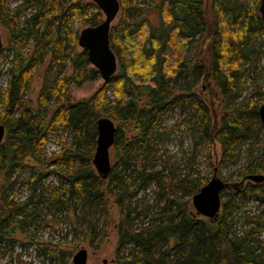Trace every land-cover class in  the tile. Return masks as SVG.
<instances>
[{"label":"trees","instance_id":"16d2710c","mask_svg":"<svg viewBox=\"0 0 264 264\" xmlns=\"http://www.w3.org/2000/svg\"><path fill=\"white\" fill-rule=\"evenodd\" d=\"M26 1L37 5L38 10L27 19L25 27L13 31L9 47L14 54L13 64L4 92V110L0 115V122L6 127L0 144L3 185L10 181L14 168L22 165L26 158L37 161L43 157L50 131L59 126L71 127L74 140L70 146H62L55 159L62 167H55L54 171L65 175L69 183L66 200L73 204H91L92 199L100 194H117L114 204L119 209L116 225L118 251L114 264H264V243L255 239L251 231L243 235L231 231L232 203L238 195L246 197L257 186L264 189V181L255 183L246 179L249 174L264 172L260 162L244 172L239 181L232 182L230 191H222V198L226 196L228 202L222 203V213L217 219L194 213L188 206V199L181 202L170 197L171 205H166L151 223L133 228L129 220L133 208L129 202L125 205L122 199L126 193L132 196L134 191L152 180L163 184L162 171H148L147 163L140 159V149L135 150V146L151 144L149 133L154 129L160 132L159 116L168 102L177 99L183 102L186 97L190 98L196 107V131L201 138L220 143L222 158L233 154L242 137L250 136L255 123L262 128L259 105L232 108L230 100H227L233 91L238 66L250 58L252 46L264 34V21L259 11L261 0L253 3L250 0H155L161 17L158 25L145 17L127 22L132 12L127 8V0H120L124 7L122 23L111 26L110 31L111 46L119 58L120 71L112 77V81H105L92 96L76 102L71 100L70 86H81L100 76L91 65L87 51L83 48L77 51L80 31L66 26L63 8L55 13V8L64 6V3L56 0ZM4 7L5 1L0 0V12ZM66 8L68 11L81 10L88 26L99 24L104 17L92 0H69ZM124 24L127 26L124 27ZM237 26L238 30L235 29ZM47 30H54L57 37L48 35L43 43ZM138 37H141V42ZM205 39L210 41L208 63L200 59V55L194 57L192 54L193 50H199ZM32 43L34 48H28ZM48 46L55 55L57 52L60 55L62 51L68 56L72 71L56 77L52 82H45L37 104L26 105L24 99L30 89L31 78L43 60L37 54L41 47ZM61 64L65 65L64 62ZM202 74L204 78L211 76L215 80H225L226 112L220 122L206 101L192 97V88ZM147 78V82L142 80ZM111 83L116 86L114 99L106 94ZM174 91L178 93L172 97ZM106 111L107 115L123 124L117 127L113 145L119 154V163L112 165L105 179L108 185L104 187L100 183L104 179L98 172L95 173L90 161L97 144L96 114ZM125 123L133 124L136 132L129 140L124 139ZM134 170L139 172L140 183L133 176ZM44 175V171H36L32 183L34 189L38 181H43ZM97 177L101 179L97 180ZM187 180L180 178L178 183L186 188L184 182ZM4 186L1 187L4 190L0 189V238H7L9 225L15 219L25 220V215L20 214L21 205L13 203V197H4ZM131 186L133 191L129 190ZM165 192L168 193V190L165 189ZM173 204L176 210L170 212ZM89 228L90 231H86L91 234L94 230L92 222ZM38 242L45 244L44 241ZM129 242L135 245L138 252L121 256V248Z\"/></svg>","mask_w":264,"mask_h":264},{"label":"rangeland","instance_id":"374dc122","mask_svg":"<svg viewBox=\"0 0 264 264\" xmlns=\"http://www.w3.org/2000/svg\"><path fill=\"white\" fill-rule=\"evenodd\" d=\"M4 1L5 7L0 12V32L3 40V48L0 50V115L4 110V92L7 90L11 77L10 67L13 64L14 54L9 47L12 44L13 31H19L21 27H25L27 19L38 10L37 5L26 0ZM250 1L253 3L256 0ZM56 2L64 3V6L60 5L54 11L57 13L63 8L65 13L63 20L71 30L81 31L88 26L81 10H67L66 4L69 0H56ZM126 5L132 12L127 22L132 23L145 17L155 25L160 23L161 17L155 0H127ZM123 14L124 7L121 3L120 11L112 22V26L122 23ZM237 28L238 26L235 29ZM40 34L41 30L38 35ZM52 34L54 38L57 37L54 30L52 32L47 30L43 35V43L48 35ZM138 41L141 42V37H138ZM209 44L210 41L205 39L199 50L192 51L193 56L200 55V59L207 63L210 62ZM50 47H41L37 54L43 60L31 78L30 89L24 99L26 105L37 104L39 92L45 82H52L56 77L70 74L72 71L68 56H65L62 51L60 55L58 52L55 55ZM28 48L33 49L34 43ZM81 50L82 47L78 44L77 51ZM249 56V59L243 60L238 66L233 81V91L227 97V100H230L229 106L232 108L245 109L250 105H259L260 108L264 104V34L252 46ZM118 63H120L119 58ZM119 71L120 68L117 73ZM142 80L147 82L149 79ZM224 82L223 79L215 80L211 76L204 78L202 74L198 83L192 88L193 99L200 97L206 101L215 111L219 122L226 112ZM104 83L105 80L99 76L98 79L86 81L81 86L71 85L69 88L71 100L76 102L89 98ZM177 93L178 91H174L172 97ZM106 94L108 98H115L116 86L113 83L107 87ZM143 99L144 96L141 97L142 101ZM172 101L168 102L159 116L160 132L154 129L149 133L151 144L142 147L135 146V150L140 149V159L147 163L148 171H162L163 184L159 185L157 180H152L148 185L134 191L132 196L126 193L122 198L125 205L129 202L133 208L129 217L133 228H142L151 223L152 218H156L166 205H171L170 197L177 198L181 202L188 199V206L195 213L192 196L198 188L201 189L210 181L215 168H217L218 176L232 183L239 181L244 172L258 162L264 166V126L262 122V128L255 123L250 136L242 137L234 147L233 154L222 158L220 143L201 138L196 131V107L191 103L190 98L186 97L183 102L178 99ZM51 102L54 103V100ZM103 116L113 119L117 127L123 124L107 115V111L96 114L97 119ZM125 125L124 139L129 140L136 132L133 124L125 123ZM48 139L43 157L37 161L26 158L22 165L14 168L12 177L5 186L3 185L4 176L0 173V189L4 190L1 187H5L4 197H13V203L21 205L20 214L25 215V220L15 219L9 225L7 238H0V264H72L73 256L82 248L88 250L87 264H114L118 251L116 225L119 219V209L114 204L117 194L111 196L100 194L92 199L91 204L86 205L81 202L75 204L68 202L66 199L69 196L67 192L69 183L64 174L54 169L62 167V164L56 163L55 159L62 151V146L71 145L74 140V131L71 127L59 126L48 133ZM95 149L96 146L93 155ZM118 156L117 149L112 146L110 149L112 165L119 163ZM216 159L217 165H215ZM90 164L94 166L92 160ZM37 170L44 171L45 175L43 181H38L34 189L32 183ZM94 170L97 174L95 166ZM132 173L136 177V182L140 183L138 170ZM180 178L189 179L184 182L186 188L178 183ZM99 179L101 178L97 177V180ZM100 183L105 187L108 185V180L101 179ZM165 189L169 194L165 192ZM129 190L133 191L134 187L131 186ZM223 202H228L226 196H223ZM232 205L231 231L239 235L251 231L255 239L264 243V189L257 186L246 197L238 195ZM175 210L176 205L173 204L169 211L175 212ZM91 222L94 224V230L88 234ZM38 241H44L45 244ZM136 252L138 251L135 245L129 242L121 248L120 255H131Z\"/></svg>","mask_w":264,"mask_h":264},{"label":"water","instance_id":"95a60500","mask_svg":"<svg viewBox=\"0 0 264 264\" xmlns=\"http://www.w3.org/2000/svg\"><path fill=\"white\" fill-rule=\"evenodd\" d=\"M103 13V20L97 25L84 27L78 37V44L85 49L89 61L98 71L100 76L109 81L119 68L118 57L111 46L110 31L112 22L120 11V0H92ZM259 11L264 21V0H261ZM3 40L0 32V50ZM259 116L264 126V104L259 108ZM97 144L92 162L103 179H107L112 169L110 149L115 144L117 126L113 119L103 116L97 119ZM6 134V127L0 122V144ZM246 179L255 183H263L264 174H249ZM231 183L224 181L217 174V168L210 181L192 196V203L197 214L210 219H217L221 212L222 196L224 189H230ZM88 250L82 248L73 256L72 264H87Z\"/></svg>","mask_w":264,"mask_h":264}]
</instances>
